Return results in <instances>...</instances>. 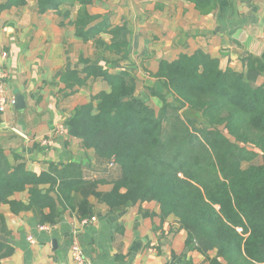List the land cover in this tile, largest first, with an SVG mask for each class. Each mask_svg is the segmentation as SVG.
Here are the masks:
<instances>
[{"label": "crops", "instance_id": "crops-1", "mask_svg": "<svg viewBox=\"0 0 264 264\" xmlns=\"http://www.w3.org/2000/svg\"><path fill=\"white\" fill-rule=\"evenodd\" d=\"M80 6L63 4L41 12L36 0H28L0 12V67L8 71L11 93L16 98L21 94L25 101L23 108L0 111V150L12 164L23 162L37 175L56 177L53 166L64 171L73 164L71 169L84 180L106 181L99 191H110L112 179L122 174L119 164L112 166L81 139L54 133L66 126L78 106L111 90L103 77L86 79V67H103L109 73L127 70L135 78L136 95L159 111L163 101L154 91L168 92L154 76L162 60L201 49L218 58L222 68L242 70L248 53L264 61V0H94L87 5L94 19L85 30L98 24L102 29L88 39L75 23ZM115 27L127 30L125 59L106 48ZM98 38L103 45L98 46ZM74 71L85 85L74 84L71 76L65 81V74ZM50 138V144L44 143ZM39 188L46 193L50 183ZM50 195L57 199L55 190ZM11 199L27 206L29 190ZM78 199L74 191L63 198L66 206L58 205L63 212L54 224L42 223L34 209L21 207L16 212L0 202V243L13 248L0 264H74L75 240L90 264H210L205 254L187 246V231L175 215L162 219L156 201L110 209L90 195L94 213L82 217Z\"/></svg>", "mask_w": 264, "mask_h": 264}, {"label": "trees", "instance_id": "trees-1", "mask_svg": "<svg viewBox=\"0 0 264 264\" xmlns=\"http://www.w3.org/2000/svg\"><path fill=\"white\" fill-rule=\"evenodd\" d=\"M27 1L0 0V12ZM36 1L41 12L80 3L75 23L86 39L102 29L98 24L85 30L94 19L87 10L94 0ZM111 31L106 48L125 59L126 28ZM97 43L103 45L99 38ZM243 63L244 70L222 68L218 58L201 49L162 60L154 76L168 92L154 91L163 101L159 111L136 95L135 78L127 70L109 73L103 67H86V79L103 77L111 90L78 106L65 124L87 148L119 164L121 176L111 181L110 191H99L106 181L84 180L71 169L73 164L64 171L53 166L57 176L48 178L47 173L28 171L23 162L12 164L0 150V202L16 212L34 209L42 223L54 224L63 212L58 205L66 206L63 198L73 191L82 217L94 213L90 195L110 209L156 201L162 219L175 215L187 231V246L205 254L210 264H264V161H256L260 150L264 152V61L248 53ZM65 75V81L71 76L74 84L86 83L76 71ZM170 110L175 119L167 127ZM47 182L50 189L44 193L39 185ZM26 189L27 206L11 199ZM54 190L57 199L50 195ZM12 253V247L0 243V259Z\"/></svg>", "mask_w": 264, "mask_h": 264}, {"label": "built area", "instance_id": "built-area-1", "mask_svg": "<svg viewBox=\"0 0 264 264\" xmlns=\"http://www.w3.org/2000/svg\"><path fill=\"white\" fill-rule=\"evenodd\" d=\"M3 56H7V53L4 52ZM8 77V71L4 67H0V111H5L10 106L14 107L17 103L16 96H14L10 91ZM58 132L68 133L67 126L60 125L59 127L55 128L54 133ZM51 142V138L48 140H44V143L46 144H50ZM110 164L113 166L114 164H116V162L111 160ZM92 219L95 220V217H93ZM29 239L33 241V237ZM71 256L74 264H90V262L84 255V251L78 240H75L71 246Z\"/></svg>", "mask_w": 264, "mask_h": 264}, {"label": "rangeland", "instance_id": "rangeland-1", "mask_svg": "<svg viewBox=\"0 0 264 264\" xmlns=\"http://www.w3.org/2000/svg\"><path fill=\"white\" fill-rule=\"evenodd\" d=\"M242 69L244 70V63H243V68H242ZM168 99L171 100V99H172L171 96L168 97ZM184 111H185V110H184ZM181 112H183V110H180V112H179L178 114L180 115L179 117H180L181 119H183V118H185V117H184V113H181ZM172 113H175V112L172 111V110H170V113H169V115H168V119H165L164 124L167 125V127L170 126V125H169L170 121L175 119V118L172 116ZM181 114L183 115V118H182ZM170 115H171V117H170ZM195 117H199V115H198V116L195 115ZM256 161H257V162H263V161H264V152H263V151L260 150V154H259V156L256 158ZM101 179H102V178H101ZM97 180H100V179H97ZM112 180H115V179H112ZM98 187H99V186H98Z\"/></svg>", "mask_w": 264, "mask_h": 264}, {"label": "water", "instance_id": "water-1", "mask_svg": "<svg viewBox=\"0 0 264 264\" xmlns=\"http://www.w3.org/2000/svg\"><path fill=\"white\" fill-rule=\"evenodd\" d=\"M5 1H8V0H5ZM242 33H243V32L240 30V31L238 32V35H241ZM24 105H25L24 97H23L21 94H19V95L17 96L16 107H17V108H23Z\"/></svg>", "mask_w": 264, "mask_h": 264}]
</instances>
